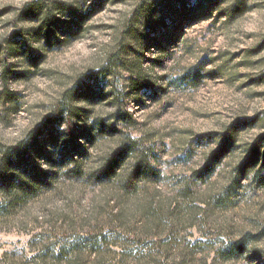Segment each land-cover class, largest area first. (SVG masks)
I'll list each match as a JSON object with an SVG mask.
<instances>
[{
    "label": "rangeland",
    "instance_id": "374dc122",
    "mask_svg": "<svg viewBox=\"0 0 264 264\" xmlns=\"http://www.w3.org/2000/svg\"><path fill=\"white\" fill-rule=\"evenodd\" d=\"M162 1L0 0V264H264V0Z\"/></svg>",
    "mask_w": 264,
    "mask_h": 264
},
{
    "label": "trees",
    "instance_id": "16d2710c",
    "mask_svg": "<svg viewBox=\"0 0 264 264\" xmlns=\"http://www.w3.org/2000/svg\"><path fill=\"white\" fill-rule=\"evenodd\" d=\"M159 1H161V3L163 2L162 0H153V4L154 5H158ZM1 94V93H0ZM127 114H124L123 118L126 117ZM44 129H41L38 133L31 134V136L27 139V141L24 144H20L19 146H12L7 148L6 150H4V152H2L0 154V174L5 173L6 169H11L12 171H14L15 173H18L17 175H19L20 180H19V184H18V188L19 189H23V185H24V179L23 176H26V168L23 169V166H28L27 163V155L24 154V152H22L23 149H26V147H28V151L31 152V154H35L37 156H40L43 154V150H42V146L40 145V141H39V137L40 135L43 133ZM129 142H124V144L118 149V151L116 152V154L114 155L115 159H123L125 158V156L129 155L130 153H133L134 151H136L138 149L139 144L137 143L138 140L135 138H132L130 135L127 136ZM28 145V146H27ZM253 148L257 151H255V153L252 154L251 156V160L249 159L248 161L252 162L253 165L256 164V160L259 156L258 150H259V146L258 144H255L253 146ZM133 151V152H132ZM140 153V157L138 158V160L134 163L133 165V169L135 172H137L139 175H141L144 178H147V175H149V172L151 173V166L149 164V160L148 158L144 155V152L142 150H139ZM251 163V165H252ZM249 165V163H245V165H243L242 167H240L239 172H240V177L243 176L245 174V169H247V166ZM29 167V166H28ZM22 169V172H21ZM197 177L199 178H203V176L208 173V171L206 169H203L202 171L197 172ZM5 175V174H3ZM239 177V178H240ZM7 177H3L4 180V184H2V186H6L7 184ZM37 176L36 174L32 173L31 175H29V180H36ZM240 180V179H238ZM6 188V187H5ZM20 198V196L16 195L11 201L13 202L12 206H15L17 204V200Z\"/></svg>",
    "mask_w": 264,
    "mask_h": 264
}]
</instances>
